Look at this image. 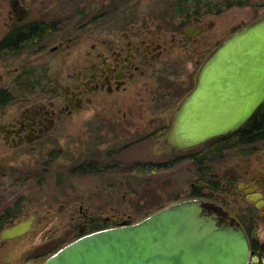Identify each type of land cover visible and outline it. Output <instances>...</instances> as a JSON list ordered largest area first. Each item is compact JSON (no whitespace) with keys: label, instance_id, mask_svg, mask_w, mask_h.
Masks as SVG:
<instances>
[{"label":"flooded vegetation","instance_id":"obj_1","mask_svg":"<svg viewBox=\"0 0 264 264\" xmlns=\"http://www.w3.org/2000/svg\"><path fill=\"white\" fill-rule=\"evenodd\" d=\"M219 13L206 0H0V95L9 96L0 101L1 139L9 147L34 146L74 111L115 108V97L130 88L152 94L140 114H168L150 129L165 142L209 56L206 33ZM198 49L207 55L195 70ZM231 151L222 171L192 191L219 224L243 230L247 264H264V145ZM89 223L80 227L84 233L93 217Z\"/></svg>","mask_w":264,"mask_h":264},{"label":"rangeland","instance_id":"obj_2","mask_svg":"<svg viewBox=\"0 0 264 264\" xmlns=\"http://www.w3.org/2000/svg\"><path fill=\"white\" fill-rule=\"evenodd\" d=\"M237 1L244 4L237 5ZM228 3L232 5L225 7ZM208 4L211 10L220 12L206 33L209 54L233 28L264 15V0H213ZM200 54L199 49L193 53L195 70L203 60L196 64L197 59L207 55ZM151 95L128 88L115 97L119 100L115 108L97 112L93 104L87 105L34 146L9 147L0 137V215L7 208L15 214L0 225V231L10 221L32 213L43 217L28 233L0 246V264H41L76 239L80 227L90 228L89 217L93 222L107 221V225L139 221L161 207L196 198L192 190L209 181L210 172L222 171L225 158L233 156V151L225 152L228 156L222 154L220 162H207V175L201 176L189 155L205 149L207 144L171 149L164 136L150 132L168 118L165 112L158 113L159 117L139 113L146 109ZM11 110L9 107L7 114ZM82 149H87L86 154ZM90 154L92 170L85 166L82 173L74 171L81 165L80 160L88 161ZM178 157L184 158L172 167L148 172L131 170L135 164L143 167L147 162L157 164Z\"/></svg>","mask_w":264,"mask_h":264},{"label":"water","instance_id":"obj_3","mask_svg":"<svg viewBox=\"0 0 264 264\" xmlns=\"http://www.w3.org/2000/svg\"><path fill=\"white\" fill-rule=\"evenodd\" d=\"M264 104V15L226 37L201 65L195 84L176 108L165 142L191 148L229 133ZM201 198L161 207L139 221L78 236L41 264H247L241 229L204 212ZM32 213L0 231V246L36 227ZM256 259V257H254Z\"/></svg>","mask_w":264,"mask_h":264},{"label":"trees","instance_id":"obj_4","mask_svg":"<svg viewBox=\"0 0 264 264\" xmlns=\"http://www.w3.org/2000/svg\"><path fill=\"white\" fill-rule=\"evenodd\" d=\"M212 1L213 0H208V3H212ZM220 3L221 2H219V4ZM233 4H236V2ZM241 4H244V1H237V5ZM230 5H232V3L226 4L225 7H228ZM8 97L9 96L8 94H6V92H1L0 101L3 102ZM203 144H207L205 149L189 155V158H191V160L194 161L196 166L198 167V172H200V174L202 175H205L206 170H208L209 168V166L205 165L207 162L220 159L222 154H224V152L228 151L229 149L240 148L241 150H249L254 145H256L257 147H259L260 145H264V104L260 105L251 115V117L247 119V121L237 129L224 135L213 137L208 141L204 142ZM82 150L83 153L86 154L87 149ZM50 156L52 160H54L53 158L55 157V155L51 153ZM87 157H89L88 161H86V158L84 157L85 159L80 160L81 165H77L73 170L82 173L83 170L81 169L85 166L86 168L88 167L89 170H92V160L90 158L93 157L91 154L89 156L87 155ZM181 158L183 159L184 157L174 158L169 162H162L157 164L147 162L145 163V165H142L143 167L139 166L138 164H135V166L132 167L131 170H133L134 172L138 170H142L145 172L157 171L159 169L172 167L177 161L181 160ZM197 194L198 193L195 190L192 191V195L196 196ZM12 216H15V214H12L10 208L4 210V212L0 215V225L5 223L7 219L11 218ZM113 225L116 224L107 225V221H94L92 231ZM84 232L85 231L80 230L77 233L80 236L82 234H85Z\"/></svg>","mask_w":264,"mask_h":264}]
</instances>
